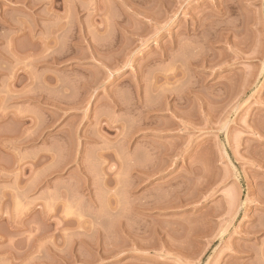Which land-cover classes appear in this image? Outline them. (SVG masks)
<instances>
[{
	"label": "rangeland",
	"instance_id": "rangeland-1",
	"mask_svg": "<svg viewBox=\"0 0 264 264\" xmlns=\"http://www.w3.org/2000/svg\"><path fill=\"white\" fill-rule=\"evenodd\" d=\"M0 264H264V0H0Z\"/></svg>",
	"mask_w": 264,
	"mask_h": 264
}]
</instances>
